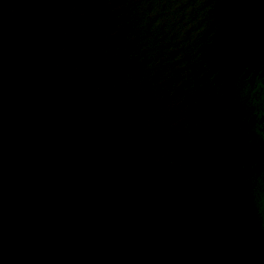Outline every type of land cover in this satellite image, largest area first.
<instances>
[{
    "label": "water",
    "instance_id": "obj_1",
    "mask_svg": "<svg viewBox=\"0 0 264 264\" xmlns=\"http://www.w3.org/2000/svg\"><path fill=\"white\" fill-rule=\"evenodd\" d=\"M0 264H264V0H0Z\"/></svg>",
    "mask_w": 264,
    "mask_h": 264
}]
</instances>
